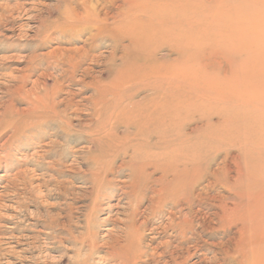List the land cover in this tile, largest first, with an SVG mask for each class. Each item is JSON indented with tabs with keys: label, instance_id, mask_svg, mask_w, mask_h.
Returning <instances> with one entry per match:
<instances>
[{
	"label": "rangeland",
	"instance_id": "374dc122",
	"mask_svg": "<svg viewBox=\"0 0 264 264\" xmlns=\"http://www.w3.org/2000/svg\"><path fill=\"white\" fill-rule=\"evenodd\" d=\"M172 3L199 4L183 10ZM230 3L0 0V264H264V217L250 221L245 213L255 206L249 190L264 196V4L233 36L221 26L235 10ZM86 11L106 18L113 32L131 37L146 30L153 44L144 40L142 51L132 52L128 36L100 42L92 20L75 18L85 20ZM69 64L76 69L72 82ZM87 68L90 77L78 81ZM137 73L121 88L110 85ZM233 73L252 78L249 133L234 145L223 143L222 133L197 137L206 128L199 115L228 106L218 95L231 91L233 82H220ZM102 87L112 88L107 100L121 94L119 146L135 133L127 126L133 116L154 106L183 112L170 124L185 141L154 134L152 154L189 149L181 158L196 173L185 198L159 200L163 171L154 167L135 192L123 183L131 179V153L103 156L107 132L95 133L97 116L88 115ZM38 98L61 115L57 122L41 120L55 117L51 111L33 110ZM220 120L214 115L211 123ZM129 245L142 249L141 257L124 254Z\"/></svg>",
	"mask_w": 264,
	"mask_h": 264
},
{
	"label": "bare ground",
	"instance_id": "6f19581e",
	"mask_svg": "<svg viewBox=\"0 0 264 264\" xmlns=\"http://www.w3.org/2000/svg\"><path fill=\"white\" fill-rule=\"evenodd\" d=\"M233 7L235 6V10H233L232 14L229 16L230 20L222 21L221 26L228 27L230 26V33L234 34L237 33L239 30L247 29L248 26H250L251 23L254 22L253 17L250 14V10H257L261 9L263 7L264 1L263 0H231ZM199 3H188L187 5L184 4H174L171 5L173 7L181 8L183 10L188 9L190 10L193 7H198ZM170 5V6H171ZM227 5V4H226ZM224 8L227 10H230L229 7L224 6ZM241 10V11H238ZM231 12V10H230ZM78 23L86 22L88 20H92L95 23V27L97 28V31L95 34H92V37L94 39H98L100 42L103 41V37L105 39L111 38L112 42H119L121 38H125V36H130V34H126L122 31H111L108 29L107 25V19L106 18H100L99 15H97L95 12L86 11V16L84 17L85 20L82 21L79 16H75ZM260 18V17H258ZM262 22V21H261ZM73 23V22H72ZM161 25H164V23H160ZM76 26V25H75ZM154 27V26H153ZM261 29V28H260ZM146 31V30H145ZM144 30H138L136 34H132L130 38L131 46L129 48L130 51H142V42L144 40H148L153 44V39L149 36L147 37L144 33ZM188 32V30H187ZM190 32V31H189ZM139 37V42H136V38ZM236 38V37H235ZM246 37H239L238 40L242 42L241 44H244V42L247 41ZM201 41V40H200ZM203 41V40H202ZM201 42H198V45L202 44ZM189 42L191 44H196V42L193 39H189ZM137 63L138 65L142 67H147V69L150 67V63L142 62L139 58L136 59L135 63L134 61L130 62V64ZM95 64V62H94ZM130 64L127 65V68L130 67ZM132 64V65H133ZM64 65V64H63ZM126 66V65H125ZM68 70L66 72L70 75L71 82L75 79V73L76 69L72 68V66L69 64ZM72 68V69H71ZM126 69V68H125ZM146 69V68H145ZM64 72V71H63ZM193 72V71H192ZM92 73L91 68H87L82 72V79H79L78 81L84 82L85 79ZM139 74L135 75H129L125 79H114L113 82L110 84L111 87L117 84L121 88V86H124L127 82H134L140 78ZM237 74L233 73L231 76H224L221 80V84L225 85L226 83L233 82L234 85L231 88V91L221 90L219 91V97H221V101L227 103L226 106L221 112H211L205 115H199L200 119H202L205 124L206 128L204 131H201L197 136L200 138L203 134L210 135L212 133L220 134L222 133L221 138L226 142H229L230 145L241 143L245 137L240 136L242 134H248L249 131L246 127V118L245 116L253 117L250 113V89L252 87L251 83V77L249 76H241V80L237 79ZM240 76V75H238ZM90 77V76H89ZM95 79V78H94ZM76 80V79H75ZM100 82V81H99ZM98 82V83H99ZM220 84V85H221ZM227 86V85H226ZM225 86V87H226ZM230 86V85H229ZM230 88V87H229ZM109 89V90H107ZM112 88L110 87H102L101 89H97V104H95V108L93 109V113H88V115H94L97 116V124L95 126V133L102 134L103 131L107 132L104 135V139L108 141V146L106 149H102L103 156L106 155L105 152L112 151L115 153L114 156L120 155V154H130V159L127 164L129 170L131 171V179L129 181L123 180V183H128L132 189V191H136L141 183V179L148 181L150 175L147 174V168L148 167H154L155 170H162L163 176L160 178L161 189L158 191V199L159 200H171L173 201L175 198H185L186 194V181L190 180L191 176L193 177V174L196 173V169L189 168V163L187 164L183 158H181L182 153L188 152V148H184L183 146H179V150L176 151H168L165 154H162L161 156H156L153 158L152 149H153V142L152 138L153 135H157L159 139L166 142L168 138H170L172 141H180V144L185 141L183 138L175 137L172 133H174L173 126L170 124V119L172 120L174 117H183V112L180 110L172 109V108H164L162 106H154L150 107L148 112H146L145 116H141L140 118L138 116H133L132 122L130 120H127V126H130L131 128H134L135 133L130 136L129 141L122 144V146L117 145L118 139H119V133L117 130V122L120 118V115L123 114L125 111H120L118 109L119 105L121 104V94L120 91H116V93L112 94L113 99L107 100V97L110 96ZM230 90V89H229ZM115 92V91H114ZM119 95H118V94ZM115 97V98H114ZM223 97V98H222ZM43 98H38L37 102H35L33 105V110L37 111L41 108L42 111H53V107L49 106L46 107L44 105V101H42ZM46 103V102H45ZM29 105V104H28ZM231 105L235 106V109L231 110ZM88 108L87 105H85ZM52 109V110H50ZM231 111V112H230ZM251 112V111H250ZM45 114V113H44ZM61 114V113H60ZM131 114V113H130ZM189 114V113H188ZM248 114V115H246ZM55 117H52L51 115H46V117L42 116V119H46V121H56L57 117H60L58 113H53ZM87 115V114H86ZM133 115V114H132ZM135 115V114H134ZM155 118H154V116ZM214 115H218L221 117V120L217 124L211 123V119ZM242 115V116H241ZM196 116V114H195ZM191 118V117H190ZM254 118V117H253ZM245 119V120H244ZM57 122V121H56ZM244 123V124H243ZM40 125V124H39ZM129 127V128H130ZM107 128H109L107 130ZM238 136H237V135ZM145 139V142L140 141V139ZM198 138V139H199ZM66 139V138H65ZM189 141V139H188ZM198 141V140H197ZM200 141V140H199ZM198 141V142H199ZM187 142V141H186ZM203 142V141H202ZM146 143V144H145ZM164 144V143H163ZM199 144V143H198ZM166 145V144H165ZM196 146V145H195ZM163 150V149H162ZM120 166V165H119ZM119 169V168H118ZM120 173V172H119ZM169 175H172L171 180H167V177ZM197 176V175H196ZM122 182V181H121ZM148 183V182H147ZM238 187H244L246 188L245 180L239 179L238 180ZM127 189V188H126ZM125 195L129 192L125 191ZM122 194V193H121ZM251 197L250 201L255 205L253 206L254 209H247V219L252 221V219H256L261 217H264V196H255V192L251 189L249 190L248 195ZM130 197V195H129ZM153 197V196H152ZM132 199V197H131ZM257 210V211H256ZM150 211V210H149ZM178 234V233H177ZM131 252H135L137 254L133 253V256L141 257V253L143 252L142 249L139 250V247H134L132 245L127 246L124 249V254H128ZM253 255V254H252ZM251 260V259H250ZM256 264V263H254Z\"/></svg>",
	"mask_w": 264,
	"mask_h": 264
}]
</instances>
